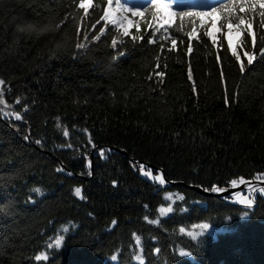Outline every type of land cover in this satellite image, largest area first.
Listing matches in <instances>:
<instances>
[{
    "label": "trees",
    "instance_id": "1",
    "mask_svg": "<svg viewBox=\"0 0 264 264\" xmlns=\"http://www.w3.org/2000/svg\"><path fill=\"white\" fill-rule=\"evenodd\" d=\"M227 2L187 0L172 11ZM78 4L0 0V264H264L263 196L249 208L178 183L222 192L233 180L264 179L258 12L245 16L255 47L247 32L233 45L238 61L226 26L214 44L210 24L176 16L153 36L151 12H121L125 36L102 19L107 0L87 13ZM245 51L255 53L251 65ZM201 222L214 233L184 231ZM42 253L49 259L37 261Z\"/></svg>",
    "mask_w": 264,
    "mask_h": 264
},
{
    "label": "snow or ice",
    "instance_id": "2",
    "mask_svg": "<svg viewBox=\"0 0 264 264\" xmlns=\"http://www.w3.org/2000/svg\"><path fill=\"white\" fill-rule=\"evenodd\" d=\"M116 5L118 9L121 12L124 13H130L134 17H144L145 13L151 12L153 21L158 22V26L155 27L153 30V36L156 35L157 32L161 31L163 29L165 32L168 31V29L171 27L172 19L173 17L179 16L182 20L183 18H197L199 20V24L201 27L206 26L207 24L211 25V30L206 32V35L211 38L212 42L215 44L217 40L216 33L222 32L224 27L226 26L227 32L225 35V38L227 39V44L229 49H231L233 55L236 56L237 60H240V56L236 52V48L233 46V40H232V33L235 31L237 34H240L242 32H247L248 35L252 37V44L253 48L255 47V41L256 36L255 33L252 31V24L250 22H245V16L249 14H256L258 12L259 16L261 17V22L264 23V0H229L227 3H219L217 6L212 7L210 10H188V11H172V3L166 2V0H151V3L144 8L143 10L140 7H130L127 4V0H125V3L121 4V0H115ZM107 3L109 5V8L111 7L113 0H107ZM92 6V0H79L78 8L83 9L85 13L88 12L89 7ZM243 14V15H241ZM104 21H110L113 25H119L123 29V35L127 36L130 35L128 26L125 25L124 21L127 19V17H121L120 19H117L114 15V11L111 10H105L104 15L102 17ZM233 20L236 21L235 25L233 24ZM218 21L220 22V27H217ZM99 23V21L97 22ZM95 27V26H93ZM149 28H153L152 24H149ZM193 33L196 31V28L193 27L192 29ZM100 32L103 33L104 29H100ZM191 35V34H190ZM85 39H87V34L85 35ZM94 40H99L100 36H94ZM132 39L135 40L137 37L132 36ZM142 39V37H141ZM153 40L149 39V43H152ZM239 43V41H238ZM172 44L175 45L176 41L172 40ZM117 46V41L113 39L112 41V47L115 48ZM86 47L85 44H77V48H84ZM189 52H191V46H189L188 49ZM261 52L264 53V49H261ZM123 54V53H122ZM244 56L247 58V63L251 65L253 61L255 60V53H249L248 51L244 52ZM240 70L243 72L245 70V65L243 62L240 63ZM159 75H163V73H159ZM191 71H189V78L191 79ZM4 81L0 80V85H3ZM11 115L15 116L16 119H21V116L19 113H11ZM65 135H68V133L65 131ZM103 154V153H101ZM143 170V166H141ZM146 176H151V170H148L144 173ZM153 179L160 181L163 183V179L161 176L157 175L153 177ZM240 183H246L243 178L239 181ZM238 182L236 180L232 181L233 185H236ZM249 188L251 189L253 187L252 184H248ZM35 192L39 193L40 189H35ZM76 196H81V188L77 187L74 190ZM258 192L261 194H264V187H261L258 189ZM240 203L247 205L249 208L253 205V200L243 197L240 199ZM171 208H161L160 213L163 215L167 212H170ZM244 215H247V212L244 213ZM116 222L113 221V224ZM202 229L203 234L209 227V224L205 223L200 226ZM64 232H67L68 229L65 228L63 230ZM64 240V236H59L55 240V248L59 249L61 247L62 241ZM137 244L140 242V238L136 237ZM53 244L49 243L46 247L51 250L53 247ZM159 250H157L158 252ZM180 256H185L190 253L186 252H179ZM37 261L40 260H48L49 257L45 254L37 255L35 257ZM115 259V257H113ZM138 260H140V257H137ZM140 264H143V261H140Z\"/></svg>",
    "mask_w": 264,
    "mask_h": 264
},
{
    "label": "rangeland",
    "instance_id": "3",
    "mask_svg": "<svg viewBox=\"0 0 264 264\" xmlns=\"http://www.w3.org/2000/svg\"><path fill=\"white\" fill-rule=\"evenodd\" d=\"M107 10L114 11V15L116 16L117 19H120L122 17L121 11L118 9L117 5H115L114 3H112V5H111L110 8H109V5H108ZM124 23L127 26V25L130 24V20H125ZM241 35H242V33L237 34L235 31L232 33L233 45H234V43L236 41H238V39H239V37H241ZM147 171H148L147 169H144L143 168V170L142 169L140 170V174L143 177L147 178V179L155 180V179H153V177L157 176L158 174H154L151 171L152 175L151 176H146L144 173L147 172ZM257 181H260L261 182V181H264V179L263 180H256L255 183H250V184L253 185V187L251 189L249 188L248 184H245L242 189H240V190H238V189L237 190H234L236 187L241 186L243 184V183H240L239 181H237L238 183L236 185H233V184L230 185L229 186V189H233V190H231V192L228 193V194H232L231 201L232 202H235V203H240V199L243 198V197H247V198L253 200V197H255L257 194H260L261 196L264 197V194H261V193L258 192V189L261 188V185ZM158 183H160V181H158ZM169 197H171V196L169 195ZM203 224H205V222H201L199 224H196L194 226H191L190 228L185 229L184 231L187 234H189L190 236L196 237L197 235H199V234L202 233V229H201L200 226L203 225ZM205 232L206 233H210V234L211 233H214V227L211 226V225H209L208 229Z\"/></svg>",
    "mask_w": 264,
    "mask_h": 264
},
{
    "label": "water",
    "instance_id": "4",
    "mask_svg": "<svg viewBox=\"0 0 264 264\" xmlns=\"http://www.w3.org/2000/svg\"><path fill=\"white\" fill-rule=\"evenodd\" d=\"M245 182L246 183H243L241 186L236 187L234 190H237V189L240 190V189H242L244 187L245 184L255 183L256 180H248V181H245ZM257 182H259L261 187H264V181H261V182L257 181ZM178 183L183 185V186H186V187L188 186L190 188H193V189L197 190L198 192L204 193L206 195L224 196V195L228 194L229 192H231V190H233V189H229L228 188L227 190L222 191V192H206L202 188H200L199 186H194V185L189 186V185H187V184H185L183 182H178Z\"/></svg>",
    "mask_w": 264,
    "mask_h": 264
}]
</instances>
